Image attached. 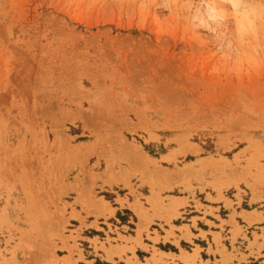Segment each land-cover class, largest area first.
Instances as JSON below:
<instances>
[{
  "label": "rangeland",
  "instance_id": "rangeland-1",
  "mask_svg": "<svg viewBox=\"0 0 264 264\" xmlns=\"http://www.w3.org/2000/svg\"><path fill=\"white\" fill-rule=\"evenodd\" d=\"M131 150L264 198V0H0V264H77L68 186Z\"/></svg>",
  "mask_w": 264,
  "mask_h": 264
},
{
  "label": "crops",
  "instance_id": "crops-1",
  "mask_svg": "<svg viewBox=\"0 0 264 264\" xmlns=\"http://www.w3.org/2000/svg\"><path fill=\"white\" fill-rule=\"evenodd\" d=\"M142 151L124 154L116 181L95 182L112 192L111 200L93 194L91 180L68 186L73 195L66 200L65 215L82 250L81 259L73 249L77 264H264L263 197L247 190L238 194L233 187L218 191L206 183H191V189L156 187L152 193L153 165ZM128 180L133 192L125 185Z\"/></svg>",
  "mask_w": 264,
  "mask_h": 264
},
{
  "label": "bare ground",
  "instance_id": "bare-ground-1",
  "mask_svg": "<svg viewBox=\"0 0 264 264\" xmlns=\"http://www.w3.org/2000/svg\"><path fill=\"white\" fill-rule=\"evenodd\" d=\"M123 148H124V147H123ZM128 149H129V148H128ZM125 151H126V149H125ZM131 151H132V150H131ZM131 151H130L129 153H131ZM127 152H128V151H127ZM132 152H133V151H132ZM133 153H134V152H133ZM133 153H132V154H133ZM132 154H131V155H132ZM134 154H135V153H134ZM134 154H133V155H134ZM138 157H139V156H138ZM29 201H30V200H29ZM28 203H30V202H28ZM31 204H32V203H31ZM31 204H29V205H31ZM29 205H28V206H29ZM33 206H36V205H34V203H33ZM30 207H31V206H30ZM36 207H37V206H36ZM31 208H34V207H31ZM34 210H35V209H34ZM34 210L32 209V211H34ZM36 210H37V208H36ZM35 213H36V211H35Z\"/></svg>",
  "mask_w": 264,
  "mask_h": 264
}]
</instances>
